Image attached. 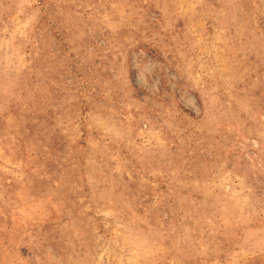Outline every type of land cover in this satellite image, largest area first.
<instances>
[{"label":"rangeland","instance_id":"rangeland-1","mask_svg":"<svg viewBox=\"0 0 264 264\" xmlns=\"http://www.w3.org/2000/svg\"><path fill=\"white\" fill-rule=\"evenodd\" d=\"M0 264H264V0H0Z\"/></svg>","mask_w":264,"mask_h":264}]
</instances>
